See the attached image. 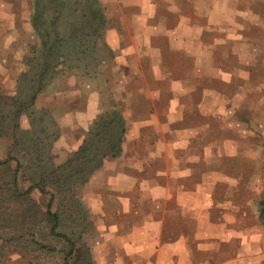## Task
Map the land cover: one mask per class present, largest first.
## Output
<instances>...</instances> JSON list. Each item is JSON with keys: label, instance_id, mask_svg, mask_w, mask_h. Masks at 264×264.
I'll return each mask as SVG.
<instances>
[{"label": "crops", "instance_id": "0c3cea01", "mask_svg": "<svg viewBox=\"0 0 264 264\" xmlns=\"http://www.w3.org/2000/svg\"><path fill=\"white\" fill-rule=\"evenodd\" d=\"M99 2L110 90L90 120L115 105L126 122L121 155L82 186L103 264H264L253 143L237 137L254 0Z\"/></svg>", "mask_w": 264, "mask_h": 264}, {"label": "trees", "instance_id": "16d2710c", "mask_svg": "<svg viewBox=\"0 0 264 264\" xmlns=\"http://www.w3.org/2000/svg\"><path fill=\"white\" fill-rule=\"evenodd\" d=\"M32 2L38 43L26 56L23 87L15 95L0 92V139L9 140L0 159V264L8 253L23 255L28 264H93L85 239L89 210L78 189L104 159L121 155L124 116L110 106L79 145L56 160L58 134L37 100L61 66L79 63L84 74L98 73L108 56L104 9L99 0ZM255 204L264 225V191Z\"/></svg>", "mask_w": 264, "mask_h": 264}, {"label": "rangeland", "instance_id": "374dc122", "mask_svg": "<svg viewBox=\"0 0 264 264\" xmlns=\"http://www.w3.org/2000/svg\"><path fill=\"white\" fill-rule=\"evenodd\" d=\"M32 12V0H0V92L5 96L21 91L27 68L26 56L38 43L32 26ZM253 31V80L238 82L236 108L239 125L247 124L248 128L246 134L239 129L238 140L248 144L252 141L254 153L252 173L248 170L240 177L256 194L264 191V0H254ZM81 67L79 63L72 67H59L37 100L38 107L50 111V126L58 134L54 141L56 160L64 159L79 145L97 117L90 120L94 111L108 105L106 96L110 87L104 85L102 65L98 73L89 75L84 74ZM8 145V139H0V159ZM78 191L87 203L84 189L80 187ZM89 219L85 239L93 264H103L101 244L97 242L101 239L100 219L92 213H89ZM84 263V260H79V264ZM3 264L28 263L21 254L8 253Z\"/></svg>", "mask_w": 264, "mask_h": 264}]
</instances>
